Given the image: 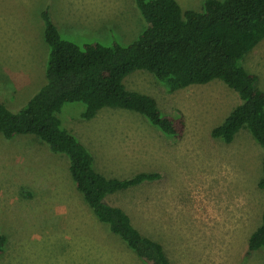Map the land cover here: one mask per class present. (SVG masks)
<instances>
[{"label": "rangeland", "instance_id": "rangeland-1", "mask_svg": "<svg viewBox=\"0 0 264 264\" xmlns=\"http://www.w3.org/2000/svg\"><path fill=\"white\" fill-rule=\"evenodd\" d=\"M176 1L183 11H199L204 0ZM42 11L64 40L79 46L128 45L145 29L134 0H0V103L12 111L45 82ZM240 65L264 91V40ZM123 84L152 97L162 113L182 116L185 132L181 140L169 138L141 115L113 108L85 121L82 103L64 105L58 118L91 154L97 172L121 181L140 173L160 177L109 195L107 203L124 207L134 228L162 245L170 264H264V248L245 255L264 209L257 187L262 150L245 130L230 144L210 136L239 104L238 95L219 80L170 94L145 71ZM132 127L138 133L126 135ZM0 234L6 238L0 264H141L97 221L66 158L34 136L6 141L0 135Z\"/></svg>", "mask_w": 264, "mask_h": 264}, {"label": "trees", "instance_id": "trees-1", "mask_svg": "<svg viewBox=\"0 0 264 264\" xmlns=\"http://www.w3.org/2000/svg\"><path fill=\"white\" fill-rule=\"evenodd\" d=\"M145 29L128 45L97 42L76 45L64 40L42 11L43 41L49 49L43 85L17 111L0 103V135L10 141L34 136L54 155L63 156L76 191L97 221L107 226L141 264H170L162 245L143 236L130 217L105 199L116 192L154 182L157 173H140L129 180L107 179L94 167L91 154L62 126L59 113L66 104L82 103L81 119L92 120L103 108L141 115L162 134L181 140L185 120L162 113L156 101L128 91L123 81L135 71L151 74L168 93L191 86L222 81L239 98V104L214 127L210 136L230 144L248 131L262 150L264 191V91L255 87L258 77L240 62L264 40V0H204L199 11H183L176 0H134ZM6 238L0 234V255ZM264 248V209L261 224L249 236L246 257Z\"/></svg>", "mask_w": 264, "mask_h": 264}, {"label": "crops", "instance_id": "crops-1", "mask_svg": "<svg viewBox=\"0 0 264 264\" xmlns=\"http://www.w3.org/2000/svg\"><path fill=\"white\" fill-rule=\"evenodd\" d=\"M138 129L136 128V127H132L129 131H128V133H126V135H128V136H130V135H135V134H137L138 132ZM125 135V136H126ZM129 140V139H128ZM97 155V154H96ZM130 159H132V160H135L136 158L135 157H132V156H130L129 157ZM94 161V160H93ZM119 164H121V163H119ZM122 165V164H121ZM124 165V164H123ZM94 167H95V165H94ZM101 175H103L105 178H107V179H112V178H108V177H106V175L105 174H103V173H101V172H99ZM159 180V179H158ZM108 197H110V196H108ZM107 197V198H108ZM107 198L105 199V202L107 203ZM108 205H110V206H114V207H117V208H120L121 210H123L124 212H125V209H124V207H121L120 205H111V204H109V203H107ZM126 213V212H125ZM127 214V213H126Z\"/></svg>", "mask_w": 264, "mask_h": 264}]
</instances>
